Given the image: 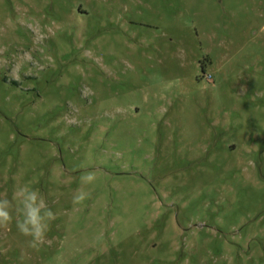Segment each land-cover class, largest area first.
Segmentation results:
<instances>
[{
	"label": "rangeland",
	"instance_id": "rangeland-1",
	"mask_svg": "<svg viewBox=\"0 0 264 264\" xmlns=\"http://www.w3.org/2000/svg\"><path fill=\"white\" fill-rule=\"evenodd\" d=\"M0 207V264H264V0H0Z\"/></svg>",
	"mask_w": 264,
	"mask_h": 264
},
{
	"label": "clouds",
	"instance_id": "clouds-1",
	"mask_svg": "<svg viewBox=\"0 0 264 264\" xmlns=\"http://www.w3.org/2000/svg\"><path fill=\"white\" fill-rule=\"evenodd\" d=\"M85 183H92L96 177L88 173L81 177ZM37 191L31 189L28 185H20L13 194V200L16 205V211L22 222L16 219V229L22 236L30 237L28 241L29 248L38 249L45 243L46 233L49 230V222L56 217L51 210L41 213L44 207L43 201L37 199ZM86 194L80 192L73 197V202L78 203L85 199ZM13 219V214L4 207H0V224H6Z\"/></svg>",
	"mask_w": 264,
	"mask_h": 264
}]
</instances>
